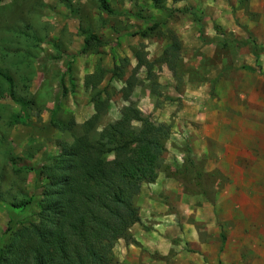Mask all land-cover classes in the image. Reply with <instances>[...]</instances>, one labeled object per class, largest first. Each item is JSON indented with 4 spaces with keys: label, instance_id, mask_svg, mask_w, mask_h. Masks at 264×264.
Segmentation results:
<instances>
[{
    "label": "rangeland",
    "instance_id": "obj_1",
    "mask_svg": "<svg viewBox=\"0 0 264 264\" xmlns=\"http://www.w3.org/2000/svg\"><path fill=\"white\" fill-rule=\"evenodd\" d=\"M106 1L112 13L100 0L0 3V256L19 232L36 236L33 226L43 228L52 169L62 148L83 136L73 111L86 116L94 99L103 109L110 101L101 132L124 107L139 109L137 91L151 95L152 112L139 111L133 127L149 121L170 129L154 162L158 176L140 193L161 176L182 187L195 209L169 256L143 250L141 260L264 264V0L170 1L189 11L173 15L150 0ZM89 35L105 44L95 41L84 53ZM148 54L146 70L131 65L145 64ZM127 81L132 92L124 91Z\"/></svg>",
    "mask_w": 264,
    "mask_h": 264
},
{
    "label": "trees",
    "instance_id": "obj_2",
    "mask_svg": "<svg viewBox=\"0 0 264 264\" xmlns=\"http://www.w3.org/2000/svg\"><path fill=\"white\" fill-rule=\"evenodd\" d=\"M150 1L156 9L169 15L189 12L168 6L170 1L184 0ZM100 2L105 11L113 12L106 0ZM156 26L158 23L151 30ZM215 31L226 34L218 25ZM141 35L147 36L145 32ZM95 41L105 44L96 35H89L83 52ZM149 65L147 61L145 64L139 61L137 68ZM242 68L256 72L253 67ZM95 76L96 73L88 75L86 84ZM128 90H133L130 81L126 82L124 91ZM127 97L126 101L130 94ZM94 106L95 115L80 125L83 136L62 148V156L52 169L44 194L47 216L43 228L33 226L36 236L32 232L25 235V230L19 232L15 246L9 245L0 256L5 264H120L114 254L116 244L120 239L136 244L129 233L141 221L136 198L141 185L153 182L158 176L154 162L159 159L170 129L165 124L144 121L143 128L137 130L133 122L138 121L139 110L124 107L120 120L98 132L100 116L108 115L110 101L103 109L101 100L94 99ZM76 159L83 162L82 167H78Z\"/></svg>",
    "mask_w": 264,
    "mask_h": 264
},
{
    "label": "crops",
    "instance_id": "obj_3",
    "mask_svg": "<svg viewBox=\"0 0 264 264\" xmlns=\"http://www.w3.org/2000/svg\"><path fill=\"white\" fill-rule=\"evenodd\" d=\"M154 12H158V10L154 9ZM156 15L157 13L153 14V16ZM231 27L230 25V29ZM221 28L227 32L225 27ZM146 60L148 63L152 62L149 54ZM130 63L136 68L139 61H132ZM146 68L147 66H141L139 69L146 70ZM80 83L82 84L80 87L84 89V79ZM137 94V91H135L133 100L137 102L138 110L140 112H145L146 110L152 112L151 95L147 94L141 98L140 96L136 97ZM123 104L126 105L125 102ZM148 106H150V109H147ZM87 110L88 115L86 116L81 114V112L73 111L77 124L85 123L94 115L95 109L92 105L88 106ZM111 111L109 109V113ZM119 119L117 118V120ZM164 124L167 125L168 123ZM161 195L167 197V204L163 203L159 198ZM137 204L140 210L141 221L133 225L129 230L136 244H127L125 240L119 241L115 249V254L120 264H143L144 262L145 264H153V258L151 256L147 257L144 261L141 260L143 258L142 256H144L143 250L150 255L157 253L160 257L169 256L173 252L172 250H175L173 249L172 240L178 238L182 232L186 234L189 231L187 224L188 218L195 211L192 197L183 192L182 187L176 186L171 180L167 181V183L162 181L161 176H159L155 184L143 188L137 199ZM205 204H207L206 201ZM171 208H174V212L171 211ZM177 220H179L181 225L184 224L182 229L180 226H177ZM166 224L168 225L167 228L169 231L165 230ZM149 227L151 228L149 229Z\"/></svg>",
    "mask_w": 264,
    "mask_h": 264
}]
</instances>
